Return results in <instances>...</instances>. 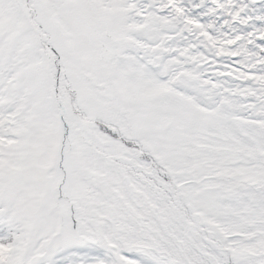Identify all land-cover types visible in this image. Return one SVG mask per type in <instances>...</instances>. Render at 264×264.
Returning a JSON list of instances; mask_svg holds the SVG:
<instances>
[{
    "label": "snow or ice",
    "instance_id": "obj_1",
    "mask_svg": "<svg viewBox=\"0 0 264 264\" xmlns=\"http://www.w3.org/2000/svg\"><path fill=\"white\" fill-rule=\"evenodd\" d=\"M0 264H264V0H0Z\"/></svg>",
    "mask_w": 264,
    "mask_h": 264
}]
</instances>
